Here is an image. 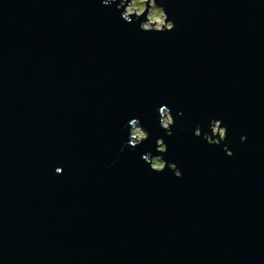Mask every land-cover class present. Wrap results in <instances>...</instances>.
<instances>
[{
    "label": "water",
    "instance_id": "obj_1",
    "mask_svg": "<svg viewBox=\"0 0 264 264\" xmlns=\"http://www.w3.org/2000/svg\"><path fill=\"white\" fill-rule=\"evenodd\" d=\"M129 1L0 0V264H264V0Z\"/></svg>",
    "mask_w": 264,
    "mask_h": 264
},
{
    "label": "rangeland",
    "instance_id": "obj_2",
    "mask_svg": "<svg viewBox=\"0 0 264 264\" xmlns=\"http://www.w3.org/2000/svg\"><path fill=\"white\" fill-rule=\"evenodd\" d=\"M131 1V2H130ZM128 2V4L126 5V13H139V12H142L141 9H145L146 8V5H145V1L147 0H130ZM149 10H148V20L147 22L144 23V27H160L162 24H165L164 23V15L161 11V9L157 8L156 6H154L152 4V1L150 2L149 4ZM159 13H161L160 16H158L157 18L153 19L152 17L154 15H159ZM170 122V116L169 114H166V116L164 117L163 119V123L162 124H165L167 125V123ZM217 130L219 131V133L223 134V129L222 128H219L218 127V124H216L214 127H213V131L214 132H217ZM134 133L135 135L138 137V138H141L142 135L144 134L143 131L137 127V128H134ZM159 146L161 148H163L162 144H159ZM157 161H159V166L162 165V161L158 158V157H154L153 159V166H157Z\"/></svg>",
    "mask_w": 264,
    "mask_h": 264
},
{
    "label": "clouds",
    "instance_id": "obj_3",
    "mask_svg": "<svg viewBox=\"0 0 264 264\" xmlns=\"http://www.w3.org/2000/svg\"><path fill=\"white\" fill-rule=\"evenodd\" d=\"M141 11H143V9H141ZM160 15H161V13H159V15H154L152 18L155 19V18H157ZM157 167H159V161H157Z\"/></svg>",
    "mask_w": 264,
    "mask_h": 264
}]
</instances>
